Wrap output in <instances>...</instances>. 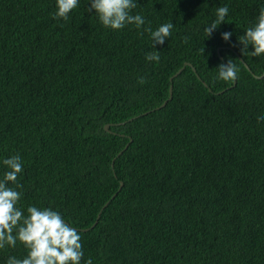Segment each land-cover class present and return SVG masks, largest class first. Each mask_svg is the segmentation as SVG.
I'll list each match as a JSON object with an SVG mask.
<instances>
[{
  "label": "trees",
  "instance_id": "16d2710c",
  "mask_svg": "<svg viewBox=\"0 0 264 264\" xmlns=\"http://www.w3.org/2000/svg\"><path fill=\"white\" fill-rule=\"evenodd\" d=\"M262 5L137 0L145 25L111 30L88 0L67 21L53 19L56 0H0V178L18 154L19 206L60 212L81 264H264V55L242 56L237 41ZM166 22L172 35L153 48L143 28ZM153 51L159 62L145 59ZM229 58L234 85L214 79ZM186 61L195 72L186 65L149 111ZM24 255L6 246L0 264Z\"/></svg>",
  "mask_w": 264,
  "mask_h": 264
},
{
  "label": "clouds",
  "instance_id": "9594fccd",
  "mask_svg": "<svg viewBox=\"0 0 264 264\" xmlns=\"http://www.w3.org/2000/svg\"><path fill=\"white\" fill-rule=\"evenodd\" d=\"M79 0H56V11L53 19H69V13L77 8ZM137 7V0H88V10L94 11L102 26L111 30L122 29L125 25H135L141 29L145 18L132 14ZM229 9L227 6L217 7L215 18L208 22L203 31L206 38L210 37L219 25L225 22ZM173 23L166 22L153 29L150 25L143 28L152 41V47L164 44L172 35ZM143 32L140 34L142 35ZM232 33H221V38L228 41ZM189 37L182 38L187 43ZM241 45L242 56L257 57L264 55V5L259 9L255 19L237 37ZM235 46V45H233ZM251 46V50H249ZM204 53V47L199 50ZM148 61L159 62L158 51L145 54ZM238 78V68L231 58L216 66L214 79L234 82ZM138 83L144 84V77L138 78ZM264 120V116L257 118ZM4 172L0 178V249L6 246L15 248L17 243L23 246V257L9 256L6 264H81L83 250L79 232L70 226L60 212L49 207H38L30 204L25 208L19 206L23 185L18 182V174L23 171L21 157L12 155L2 160ZM84 264H92L91 258Z\"/></svg>",
  "mask_w": 264,
  "mask_h": 264
},
{
  "label": "water",
  "instance_id": "95a60500",
  "mask_svg": "<svg viewBox=\"0 0 264 264\" xmlns=\"http://www.w3.org/2000/svg\"><path fill=\"white\" fill-rule=\"evenodd\" d=\"M240 60L243 62V64L245 65V67L247 68V69H249V67H248V65L242 60V58H240ZM186 65H188V66H190L191 68H192V70L195 72V69H194V67L191 65V63H189V62H184V64H183V66H181L174 74H172L171 76H170V78H169V81H170V85H169V88H168V93H169V95H168V98H166L159 106H157V107H155V108H152L151 110H149V111H154V110H156V109H160V108H162L166 103H167V101L169 100V99H171V97H172V80H173V78L174 77H176L178 74H180L181 73V71L183 70V68L186 66ZM196 76L198 77V79L200 78L199 77V75L196 73ZM264 76V72L262 73V74H260V75H256V77H258V78H262ZM235 84V81L233 82V85ZM204 86H206V84L204 83ZM210 90V89H209ZM223 90H221V91H219V92H217V93H220V92H222ZM149 111H146V112H143V113H141V114H139V115H137V116H135V117H139V116H141V115H144V114H146V113H148ZM132 118H130L129 120H131ZM122 123H124V122H122ZM117 124H121V123H117ZM109 126H110V124H105L104 125V129L105 130H109ZM131 141V139H129V142ZM129 142L128 143H126L125 145H124V147L117 153V155H116V157L117 156H119L126 148H127V146H128V144H129ZM113 160L114 159H112V162H113ZM122 185H123V182L122 181H120L119 182V187H118V189H117V191L110 197V199L108 200V201H106L105 202V204L102 206V209L110 202V200L116 195V193L120 190V188L122 187ZM100 212H101V210L98 212V214H97V217H96V219H95V221L93 222V224L89 227V228H84L85 230H87V229H90L91 227H94L95 225H96V223H97V220H98V218H99V216H100Z\"/></svg>",
  "mask_w": 264,
  "mask_h": 264
}]
</instances>
